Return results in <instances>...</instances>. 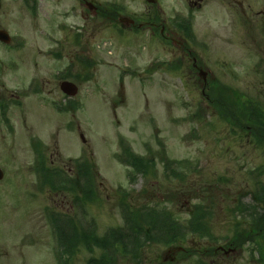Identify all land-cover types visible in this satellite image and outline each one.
Listing matches in <instances>:
<instances>
[{
    "label": "rangeland",
    "instance_id": "obj_1",
    "mask_svg": "<svg viewBox=\"0 0 264 264\" xmlns=\"http://www.w3.org/2000/svg\"><path fill=\"white\" fill-rule=\"evenodd\" d=\"M38 1L35 18L29 13V19L23 20L21 7L15 4L0 14V24L14 35V44L0 45V86L16 91L26 82L25 76L22 80L17 74L33 70L36 88L41 89L20 109L7 111L11 132L7 124L0 127V168L4 171L0 181V264H91L90 257L100 260L102 254H107L109 264H165L161 259L175 243L140 246L139 263L133 261L137 248L123 253L92 246L88 251L80 241L75 246L68 244L73 231L67 226V217H73L76 230L90 229L101 237L108 229L123 227L130 209L143 204L166 210L178 219L180 228L196 206L208 209L211 235L184 232L179 243L185 254L180 253L173 264H202L200 259L203 264H264V238L259 237V254H253V246L245 243L247 238L242 240L246 231L250 235V227L239 229L233 213L238 209L235 198L250 188L251 179L260 186L264 183V150L246 140L244 129L249 123L228 124L216 109V103L223 111V105H229L243 121L239 112L242 101H264V64L261 71L257 67L264 58V0L233 4L204 0L200 7L188 6L185 0H157L155 4L94 0L100 7L108 1L125 8L123 13L136 22L154 20L157 24H135L138 30L122 28L116 15L70 17L65 9L72 0L56 6L50 4L52 0ZM50 5L60 7L62 13L51 16ZM80 9L76 3L77 12ZM184 17H191V54L210 71L209 78L219 82L206 88L205 94L197 72L189 71L172 41L159 35L160 25H165L166 33L172 20L177 19L179 27ZM62 22L79 26L86 22L88 35L80 45L62 51L59 41L69 33L57 32ZM18 32L22 35H15ZM76 57L94 61L90 80L84 79L87 70ZM174 60L179 62L178 68H173ZM12 61L19 64V71L10 68ZM64 68L68 74L78 75L66 79L75 82L78 91L68 98L70 111L63 114L55 109L54 104L64 103V96L53 78ZM30 137L44 144L40 153L43 166L59 169L66 179L74 177L77 168L70 160L86 156L94 161L98 168L92 186L94 201L75 207L79 190L66 182L59 187L56 179L50 181L56 189L49 183L41 188ZM123 143L134 155L152 159L155 166L145 174L131 169L134 167L125 162V155H118ZM166 159L178 161L180 169L175 164L163 168ZM49 178L53 177L47 176L46 181ZM54 216L58 218L54 220ZM262 221L258 228L264 227ZM56 224L64 227L63 246L57 240ZM238 231L241 234L235 235ZM232 241L240 247L233 257L210 253Z\"/></svg>",
    "mask_w": 264,
    "mask_h": 264
},
{
    "label": "flooded vegetation",
    "instance_id": "obj_2",
    "mask_svg": "<svg viewBox=\"0 0 264 264\" xmlns=\"http://www.w3.org/2000/svg\"><path fill=\"white\" fill-rule=\"evenodd\" d=\"M203 1L204 0H185V4L188 6L200 7ZM244 1L246 0H222V2H225V4L244 3ZM53 3L56 6L58 3L62 4V0H52L50 4H53ZM76 3L79 4V6L81 7L79 12H77L76 10ZM112 3L113 2L109 3L108 1H106L104 5L105 7L104 6L100 7L98 4L94 2V0H72V1L66 2V5L67 4L68 5H67V9L65 10L67 11V13L69 12V16L73 18H76L78 15H80L82 19H87V17L88 18L101 17V16L105 17L106 15L103 16L104 12L107 13L108 16L112 13L111 10L108 9V6L111 5ZM12 4H15L16 7H21L20 11L23 14V20L29 19V13H31L33 18H35V16L37 15V12L35 11L39 8L38 0H0V14L2 13L4 14L5 12L3 11V9L6 6L12 5ZM54 5H50L52 6V8H49V11L51 12V16L57 17V14L58 13L61 14L62 11L60 10V7L56 8ZM124 9L125 8L120 7L119 10L115 11L119 24L122 27H124L125 25H130L129 27H134L136 24L135 17L132 18V17L124 16V13H123ZM180 20H183L184 22L182 25L179 24V27H177V24H176V21L178 20L177 19L172 20L174 22H172L171 27H167L168 31H166V33H165L166 29L164 27L165 25L163 24L160 25L159 35L172 41L176 50L179 51L181 63H184V62L187 63V68L189 71L197 72L196 71L197 69L200 70V68L201 69H204V68L201 66V64L198 63L199 60H197V58L191 54L193 49L189 45L192 41H194L193 33L186 32L187 28H189L188 25H190V18L184 17ZM146 23H151L152 27L157 26L155 22H152L149 20H146L143 23L138 22L137 24L139 25V24H146ZM64 24L62 22L60 24V27L57 29V32L58 31H69V33L66 34V36L61 37L59 41L62 51H64V48L67 46H71L72 48H75V46L80 45V42H82L85 36L88 35L87 29L89 28L86 22L84 25H81V26H79L78 23H75V22L68 23V25L66 23ZM176 28L178 29L180 28L179 29L180 33L176 31L177 30ZM2 29L6 30L4 26L0 24V30ZM3 35L7 36L5 34ZM8 35L14 36L10 34ZM15 35H22V34L18 32V33H15ZM176 36L178 38H176ZM10 44H12V40L11 42L6 43V44L0 41V45L2 46L10 45ZM76 59L81 64L82 58L76 57ZM263 64H264V58L259 59V63L257 64L258 70L261 71L259 67ZM11 65L12 66H10V68H12L14 72L19 71L18 69L19 64L17 62L15 63L14 61H12ZM173 65H174L173 66L174 68H178L179 62L175 61ZM206 71H208V69H206ZM209 73L210 71H208L207 77L209 76ZM23 76H25V79H26V82L24 83L25 86L24 87L17 86L15 89L16 91L8 90V88L3 87V85L0 86V127L7 124V130L9 132L13 130V126L11 122H9L7 111L10 108H15L16 110L20 109L21 107H23L24 101H26L27 99L31 100L33 98H36L38 91H41L40 88H36V78L33 76V70L30 72L26 71L25 75L21 73L17 74V77L22 80H24ZM74 76L75 77L73 78L75 79L78 78V75H74ZM54 77L55 78L53 79L57 83H59V88H60L61 83L64 81H67L66 79L68 78L66 74V69L64 68L62 70L55 72ZM218 84L219 82L216 81L215 78L214 79L208 78L206 87L208 89ZM62 95L64 96V98H61V99L64 100V103L61 102L58 108V111L64 114L70 111L69 110L70 101H68L69 99L67 98V95L63 91H62ZM206 98L208 101H210L208 95ZM255 102H256L255 108L241 110L242 113L245 115L249 113V111H254V113H256V122L255 123L249 122V124L245 126L244 130L247 135L246 140L249 143H254L255 146H259L261 149L264 150V101L260 99L259 101L255 100ZM248 178L249 179L252 178L251 173L249 174ZM256 192L260 194L256 196L255 194ZM234 202L238 208L237 210L233 212L235 214V217H237L236 218L237 222H235L234 224L238 226L239 229L242 228L243 226L246 228L250 227V230H249L250 235H248V232L246 231L245 234L242 235L243 236L242 240L244 237H246L247 239L245 243L246 244L250 243L253 246L252 253L254 254L256 252L257 254H259V245H258L259 237L264 236V227L258 228V225L262 220H263L262 223H264V205L261 206L262 203H264V183H262V185L259 186L256 181H253L251 179L250 188H247L246 191L238 195L235 198ZM238 234L240 235L241 231H239ZM221 246L224 248H222V250H219L218 252L216 251L215 252L220 253V254L222 253L225 254L227 253L228 248L231 247V244L226 242V243H223ZM170 247H174V246H170ZM212 252L213 254H216L214 250ZM64 254H67V253H64ZM257 260L260 262V257H257ZM254 261H256V259H254Z\"/></svg>",
    "mask_w": 264,
    "mask_h": 264
},
{
    "label": "trees",
    "instance_id": "obj_3",
    "mask_svg": "<svg viewBox=\"0 0 264 264\" xmlns=\"http://www.w3.org/2000/svg\"><path fill=\"white\" fill-rule=\"evenodd\" d=\"M104 15H107V13L104 12ZM221 101H224L222 98H220ZM216 103V102H215ZM223 105V104H222ZM216 106L219 110V113L221 116H224L225 120L228 121L231 124H244L245 122H252V117L256 116V113L254 111H249L246 115L242 113V108L239 109V112L243 115V121L239 120V117L234 114L233 109L230 108L229 105H223V109L218 107V103H216ZM236 107V106H235ZM255 123V122H253ZM128 148H123L125 156V162H128L129 165L133 166L134 171H137L139 173L145 174V172L154 167L155 163L152 161V159H143L139 158L136 155H134L131 151H128ZM173 163L178 164V161L174 160ZM77 170H76V177H75V183L72 184L73 190L77 189L79 192L76 194V198H78L80 201H85L89 195H90V186L94 185V178H96V168L94 167L92 162L81 164L76 162ZM179 168V167H178ZM176 169H171V172L174 173ZM179 178H181L180 175H177ZM89 180H91V185ZM52 188H55L53 185H51ZM61 185H59L60 187ZM56 189V188H55ZM75 198V199H76ZM129 216H127V221L125 222V226L123 228H112L105 236L98 237L96 236L92 231L88 230L85 231L83 229L76 230L75 227L73 228L74 234L73 237L75 241H72L71 239L68 241L69 246H74L76 244V240L80 241L84 244L86 249L92 250V246H94L96 249L101 250H115L118 252L126 253L128 250H133L137 248L135 253H133V257L135 255V258L133 259L134 262H140L139 261V254L138 249L140 246H143L146 243L150 242H160L163 244H171V243H179L181 240H183V234L184 232L181 231V228L178 224H176L177 218L175 219L173 216H171L167 211H159L157 209H153L149 206H143L142 209H136L133 210L130 209ZM191 220L189 221L190 226V233L197 234L198 236H210L211 234V228L208 223V217L210 214L207 213V211L202 207V205L196 206V210L194 213L191 214ZM56 229L58 232V235L60 239L64 240V234H63V227H58L56 224ZM109 244V245H107ZM111 247V248H107ZM125 249H128L125 251ZM183 254V253H181ZM185 254V253H184ZM91 258L89 259V263L91 264H109L106 260L107 254H102L100 260ZM113 264V263H112Z\"/></svg>",
    "mask_w": 264,
    "mask_h": 264
},
{
    "label": "water",
    "instance_id": "obj_4",
    "mask_svg": "<svg viewBox=\"0 0 264 264\" xmlns=\"http://www.w3.org/2000/svg\"><path fill=\"white\" fill-rule=\"evenodd\" d=\"M148 2H155V0H147ZM1 39H4V36L3 37H0ZM8 41V38L5 39ZM200 72L198 73L199 77L205 81L206 79V75H207V72L206 71H202L201 69L199 70ZM61 88L63 89L64 92H66L67 94H75L76 91H77V87H75L72 83H69V82H63L61 84ZM2 170L0 169V178L2 177ZM182 250L181 247H178L177 248H174V249H169L166 251V253L164 254L162 260L164 262H167V261H170V262H175V256L178 254V252ZM235 249L232 250V252H234Z\"/></svg>",
    "mask_w": 264,
    "mask_h": 264
}]
</instances>
